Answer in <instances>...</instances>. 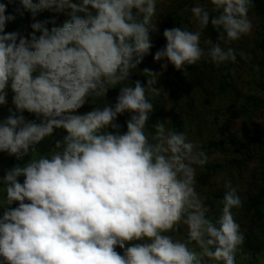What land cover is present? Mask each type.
Returning <instances> with one entry per match:
<instances>
[{"label":"clouds","instance_id":"9594fccd","mask_svg":"<svg viewBox=\"0 0 264 264\" xmlns=\"http://www.w3.org/2000/svg\"><path fill=\"white\" fill-rule=\"evenodd\" d=\"M15 2L0 3V106L10 90L16 110L0 122V153L20 161L56 130L66 134L57 151L0 178V264H235L245 242L233 211L241 207L237 189L224 182L211 220L195 187L206 153L167 122L146 133L154 78L145 70V86L131 77L153 47L157 0H19L6 15ZM251 7L252 0L197 3L196 29H165L154 60L183 71L202 60L235 62L227 45L250 34ZM24 11L35 21L28 37L6 32ZM44 11L69 19L49 29L54 19H36ZM209 25L217 42L201 41ZM117 88L114 104L79 112ZM125 113L122 132L116 121ZM180 228L184 240L174 238ZM127 242L135 243L125 249Z\"/></svg>","mask_w":264,"mask_h":264},{"label":"trees","instance_id":"16d2710c","mask_svg":"<svg viewBox=\"0 0 264 264\" xmlns=\"http://www.w3.org/2000/svg\"><path fill=\"white\" fill-rule=\"evenodd\" d=\"M198 1L202 4L207 3V0ZM194 2L196 0H157L154 22L164 20L165 26L163 29H159L155 25L156 31L150 34L155 33L158 35L155 39L159 40L160 48L166 44L163 36L165 29L174 27L189 31L196 29L191 13ZM13 6L18 7L19 0H16ZM208 8L211 9L210 4ZM249 18L253 25L250 33L254 32L251 38L239 39L238 41L229 42L227 45L236 50L235 62H226L217 66L202 60L198 64L187 66L185 71L176 70L173 65L168 64L165 71H160L159 64H155L153 56L157 50L151 48L149 54L145 55L138 65V69L134 70L131 79L133 81L138 79L143 85L147 86L149 77L144 75L145 70H148L154 78L152 88L157 93H148V98L153 104V110L149 114V126L146 127V133L149 135L155 134V129L151 126L166 122L167 128L185 134L182 119L175 115V107L167 101L166 92L168 93V85L171 82L170 74L173 78L175 77L174 81L177 82L178 89L182 90L183 87H187L185 96L188 98L187 106L189 109H193V99L198 94L196 100H200L202 108L212 106L218 110L224 109L230 115V120L244 121L245 127L236 136L226 137L223 140L214 139L203 145V151L208 156V161L202 167L197 166V170H202V173L196 178V191L199 194L204 193L206 187L208 188L211 185L212 178L220 171L237 170L244 176L250 163L257 161L262 165L260 182L257 183V193L241 197V207L238 210L235 209L240 218L239 222H247L245 224V242L236 254L235 262L241 259L242 263L240 264H264V0H252ZM36 19L40 21L54 19L56 24L52 25L50 23L52 27L62 25L69 18L63 13L52 17L49 11H44ZM33 22L35 21H33L31 14L24 11L23 16L18 15V20L10 27V32L19 31L25 35L26 27H28L31 30L29 33H31ZM29 33L26 34V37ZM204 39L217 42V32L210 25L202 32L201 41ZM118 94V88L110 89L107 96L95 101L90 100L89 104H86L79 112L84 113L95 107H103L108 102L114 104ZM257 113L259 117H255ZM25 114V118L30 120L31 114L28 112ZM129 119L130 115L128 113L117 117L116 122L121 126L122 132L127 130L126 121ZM252 121H256V125L249 127L247 124ZM224 125L225 123L220 128H223ZM65 134L64 130H60L59 134L52 136L46 145L50 146V149H45L44 152L57 151L55 143L62 140ZM218 152L225 156L237 155H235V159L219 163L217 160H212V157ZM210 193L212 194V191ZM213 195L219 194L213 192ZM223 196L224 194L208 196L205 202L206 206H211V210L214 209L210 214L213 221L219 217ZM218 199L221 200V203L216 204ZM178 236L182 240L186 239L185 232H179ZM116 249L120 248L117 247ZM118 252L121 254L119 250Z\"/></svg>","mask_w":264,"mask_h":264},{"label":"rangeland","instance_id":"374dc122","mask_svg":"<svg viewBox=\"0 0 264 264\" xmlns=\"http://www.w3.org/2000/svg\"><path fill=\"white\" fill-rule=\"evenodd\" d=\"M6 2V0H0V3ZM200 3V1L196 0L194 2V6ZM192 4V5H193ZM14 6L8 5L6 15L13 11ZM52 17H55L57 13L50 12ZM18 15L16 16V19L13 22L6 23L5 31L10 32V27L16 23L18 20ZM82 15V14H81ZM69 18V17H67ZM164 20H158L155 22V25L159 29L164 28ZM49 28H51L50 23L47 25ZM31 30L26 27L25 30V37L26 34L29 33ZM254 32L250 33L249 37L243 36L240 40L244 38H251ZM37 36H39V33H36ZM152 36V45L154 50H159L161 47V44L158 39H155L158 35L155 33L150 34ZM154 56V55H153ZM165 63V61H155V64H159L160 71H165V69L161 68V64ZM168 67V66H167ZM167 69V68H166ZM171 82L168 85V93L166 92L168 96V103L172 104L175 107V115L180 117L182 119L183 129L185 132V135L188 140L192 141L193 143L199 145L200 150L203 151V145L208 143L209 141H212L214 139L216 140H223L226 137H232L236 136L238 133L241 132V130L245 127V123L243 120H230V115L225 112L224 109L218 110L215 109L212 106H209L207 108H202V105L200 103V100L196 97L198 94H196V97L193 99V109H189L187 106L188 98L185 96V93L187 91V87H183L182 90L178 89L177 82L174 81L175 77L170 74ZM189 85H191L189 83ZM247 95V93H245ZM12 95L13 93L9 90L8 96L6 97L7 104L5 106H0V122H2L4 119H6L11 113L8 111L9 108L12 109L13 112H15V107L12 104ZM26 111L23 113L25 114ZM255 117H259V114ZM29 119V118H28ZM36 117L34 114L30 115V120H35ZM262 119V118H260ZM257 120V119H256ZM259 120V119H258ZM39 122V121H37ZM225 123L223 128H220V126ZM247 124V123H246ZM249 127H254L256 125V121H252L247 124ZM60 130H56L53 134V136H56L59 134ZM221 134L219 137H216L217 135ZM52 137L45 138L44 141L41 142V144L37 145V152L31 155H28L24 157L22 160L17 161L14 157L9 156L7 153H0V178H2L5 174V171L14 165L24 166L31 158H38L41 153L48 154L49 151L44 152L45 149H50V146H46L48 144L49 139ZM237 154H231L229 156L221 155L219 152L215 154L212 157V160L221 162H227L228 160H232L234 157L236 158ZM234 158V159H235ZM263 169L262 165L259 164L257 161H254L250 163V166L246 173L241 175L237 170H225L220 171L217 175H215L211 180V185L205 189L204 193L199 194L201 197L204 198V203L207 201L208 196H219L222 194H225L224 189V182L230 181L232 186L237 189V194L239 197L247 196V195H255L258 191V185L257 183L260 182V172ZM202 173V170H197L196 178H198ZM195 178V179H196ZM21 182L23 178H20ZM254 180V181H253ZM196 187V186H195ZM212 191V194L210 193ZM213 192L219 195H213ZM3 193L0 192V199H2ZM221 203V200L218 199L216 204ZM16 205H13L15 207ZM221 206V205H220ZM219 206V207H220ZM209 209L208 216L211 219V212L214 210L211 206H207ZM235 215L236 222L240 225L241 231L246 234V228L245 224L247 222L241 223L239 222L240 218L238 213L235 212V209L233 210ZM0 214H2V210H0ZM179 232H185L186 230L184 228H180L174 235L175 239L182 240L181 237L178 236ZM132 243L135 242H127L125 245V249L129 246H131ZM125 249H116L121 252L120 255H124ZM119 253V252H118ZM242 263L241 259H238L235 264Z\"/></svg>","mask_w":264,"mask_h":264}]
</instances>
